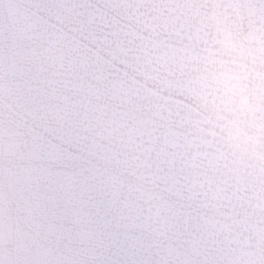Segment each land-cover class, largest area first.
Wrapping results in <instances>:
<instances>
[{"label":"snow or ice","instance_id":"snow-or-ice-1","mask_svg":"<svg viewBox=\"0 0 264 264\" xmlns=\"http://www.w3.org/2000/svg\"><path fill=\"white\" fill-rule=\"evenodd\" d=\"M0 264H264V0H0Z\"/></svg>","mask_w":264,"mask_h":264}]
</instances>
